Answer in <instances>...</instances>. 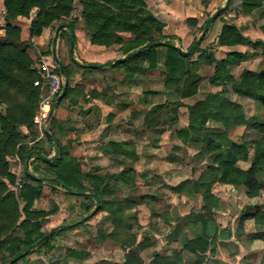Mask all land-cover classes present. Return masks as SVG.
<instances>
[{
    "label": "trees",
    "instance_id": "1",
    "mask_svg": "<svg viewBox=\"0 0 264 264\" xmlns=\"http://www.w3.org/2000/svg\"><path fill=\"white\" fill-rule=\"evenodd\" d=\"M75 1L3 0L4 24L0 19V30H4V37L0 38V264H16L33 245L42 241L49 233L43 230L40 220L46 219L54 210L34 208L35 201L43 196L44 192L43 178H38L28 171L34 155L46 164L47 173L51 174L67 193L94 196L98 207L94 214L109 212L113 226L111 229L99 226L98 238L101 242L109 240L120 245L126 251L125 260L114 264H145L140 252L156 245L153 232L143 231L141 226H138L137 215L129 213L138 202L118 196L120 188L113 183L121 181L132 187L136 180L133 167H127L116 174H102L98 170L83 169L79 158L71 153L69 146L60 142L53 130L56 121L52 116L48 122L51 121L53 127H45V139L58 144L59 155L50 163L44 156L41 140L30 143L39 133L33 118L37 112L42 88L35 84L41 77L34 68V60L28 50L31 45L29 39L41 35L46 27H53L59 33L68 30L73 41L76 19L71 17ZM79 2L83 27L89 34L90 41L107 47L119 45L124 54L123 61H112L108 65L113 68L122 67L125 76L133 80L142 73L158 69L163 63L164 83L167 87L174 88L181 98L194 96L198 92L201 76L194 71L192 57L202 51L199 38L188 53L184 54L178 46L165 40L166 35L162 31L164 24L149 9L146 0ZM263 4L264 0H240L239 11L250 14ZM34 9L37 14L29 24V39L23 40L21 20L29 19ZM67 18L69 20H65ZM216 19L209 17L203 29H209ZM60 25L63 26L59 28ZM260 27L264 35V23ZM156 42L160 43L156 45ZM218 44L228 47L248 45L254 51L249 53L232 50L227 52L223 59H216L209 54L210 61L215 63L210 81L221 85L222 89L209 93L204 99L190 105L189 123L177 129L176 133L186 142H200L204 151L214 154L213 164L208 165L207 170H204L197 180H184L173 187V190L182 192L185 186L191 184L194 193L201 196L200 209L191 213L185 221L187 226H193V235H183L180 238L181 247L169 254L155 252L151 264H185V252L194 255L190 264H207L208 255L215 251L219 230L213 215L225 204L213 193V186L216 183L230 184L235 188L244 186L249 198L261 196L264 188V119L248 117L243 105L225 94L227 86L231 85L239 95L255 99L264 105V68L244 69L235 77L228 66L239 65L251 56L264 57V37L251 40L236 23L225 21L218 34ZM83 67L94 66L88 64ZM57 70L63 72L66 77L67 88L63 99L69 97L75 103L74 92H78V86L73 87L70 84L72 69L58 61ZM60 102H54V109ZM162 105L156 106L145 115L147 126L159 124L160 110L164 107ZM167 119L168 117L163 118L164 121ZM169 119L176 120L171 116ZM210 120L222 123L223 129L209 127L207 124ZM242 125L257 128L262 133L259 141L255 143V154L252 158L247 141L237 142L227 136V131L231 128ZM23 128L27 131L24 132ZM108 145L113 150L115 146H130L115 141L108 142ZM11 157H17L24 163L23 186L19 193L12 189L18 177L11 170ZM250 159L249 167L239 166V161ZM91 206L92 204L86 206V209ZM247 211L241 215L238 228L242 229L247 219H254L255 230L250 233V238L264 240V203L252 205ZM18 231H23L24 235H18ZM174 235L176 232L173 230L169 236ZM226 236H230V232ZM258 264H264V257Z\"/></svg>",
    "mask_w": 264,
    "mask_h": 264
},
{
    "label": "rangeland",
    "instance_id": "2",
    "mask_svg": "<svg viewBox=\"0 0 264 264\" xmlns=\"http://www.w3.org/2000/svg\"><path fill=\"white\" fill-rule=\"evenodd\" d=\"M148 2L149 9L152 12H157V19L164 24L162 31L166 35L165 40L188 52L195 41L198 38L200 39L202 51L195 53L192 57L194 71L201 76L198 83V92L194 96L181 98L174 88L167 87L164 83L163 63L160 64L158 69L142 73L133 80L131 77L125 76L123 69V79H115L114 82L117 88L125 83L123 85H125L127 98L120 99L117 107L123 109V104L131 106L129 116L120 119L111 134L109 129L104 134L91 132L94 129L93 119L84 125L81 123L72 124L68 126L69 129L68 127L65 129L67 131L66 136L71 138V145L75 143L76 148L79 149L80 152L77 157L79 156L82 160L85 169L93 170L92 167L98 163L105 166L104 169L101 168L100 170L102 174H116L127 167L135 169L136 180L132 187L126 186L121 181L113 183L120 188L118 196L134 199L138 202V205L132 208L129 213L136 214L138 226H141L143 231L153 232L156 238V245L150 248L147 254L150 260L152 254L156 251L155 249L165 253L181 247L180 241L175 242V240L167 238L170 230L178 232L181 237L183 235H193L185 221L189 218L190 211L193 210V204L194 208L200 205V195L194 193L191 184L185 186L182 192L173 190V187L184 180H197L200 174L207 170L208 165L213 164L214 154L204 151L200 142L184 141L177 136L176 130L188 125L190 105L204 99L209 93L222 89L221 85H216L210 81L211 76L214 74L215 63L210 61L209 54L216 59H223L227 52L232 50L247 51L249 53L254 51L248 45L235 47L219 45L218 34L221 27L225 21H232L241 28L244 35L249 39L263 38L264 35L260 26L264 23V4L250 14H243L239 11L240 0H231L230 2L228 0H148ZM220 8L222 10L215 17L217 19L209 29L204 30L205 21L214 16ZM3 9V0H0V19L4 24ZM36 14L37 10L34 9L31 12L30 20L28 18L21 20L23 40L29 39V24L36 17ZM71 18L76 19V26L83 25L79 0L75 1ZM65 20H69V18ZM51 28L52 38L55 34V28ZM69 35L68 30H63L58 37L62 39L67 38ZM3 37L4 30L2 29L0 30V38ZM29 40L31 41V39ZM67 45L69 51L68 40ZM31 47L34 51V54L31 55L35 62L43 52L35 46ZM228 66L232 74L238 77L244 69H263L264 57L251 56L244 59L239 65L229 64ZM62 76L64 78L63 72ZM99 76L98 78L102 80L107 77L105 75H102L103 77ZM146 91L154 93H147ZM225 94L240 102L248 117L256 116L264 119L263 104L258 103L255 99L239 95L232 89L231 85L227 86ZM130 96L131 99H129ZM161 104L164 107L160 110L159 124L153 127L147 126L145 115ZM169 116L174 117L176 120L169 119ZM166 117L168 119L164 121L163 118ZM207 125L211 128L223 129L220 122L210 120ZM55 132L60 133L57 129ZM108 132L110 136H114V138L111 137L113 140L110 141L124 142L130 146H115L114 151L107 142H103V139L109 136ZM261 135L259 129L247 128L243 125L233 127L227 131L230 140L247 141L249 143L251 158L255 154V143L259 141ZM84 136H86V139H84ZM99 148L107 151L104 156H98L96 150ZM133 157H136V159ZM41 162L38 164L42 165ZM10 163L11 169L14 171L22 170L20 178L23 180L24 163L17 157H11ZM34 163H36V160ZM238 164L242 168H247L251 164V159L248 161L241 160ZM228 185L226 193H235L231 190L232 185ZM46 190H49V188H46ZM142 196L144 198L141 199ZM259 197L264 202V188ZM235 212L233 215H235ZM98 216L99 219L94 220L96 228H99V226L112 228L113 225L108 211H103ZM132 223L135 224L134 221ZM191 255L189 252H185V259L188 260Z\"/></svg>",
    "mask_w": 264,
    "mask_h": 264
},
{
    "label": "crops",
    "instance_id": "3",
    "mask_svg": "<svg viewBox=\"0 0 264 264\" xmlns=\"http://www.w3.org/2000/svg\"><path fill=\"white\" fill-rule=\"evenodd\" d=\"M146 1L148 2V0ZM153 13L157 15V12L153 11ZM73 35V41L71 40V35L61 39L58 37L59 31L55 30V34L51 38L52 28L46 27L41 35L31 39V46L37 47L43 52H41L43 56L54 62L56 66L58 61H61L72 69L70 84L73 87L75 85L78 86V92H74L76 102L73 103L72 98L69 97L62 98L61 102L55 107L52 118L56 121L53 130L56 131L57 129L60 131V133L55 132L60 142L69 146L71 153L77 156L80 152L79 149L76 148L75 143L71 145V138L66 136L68 126L77 123L84 125L93 119L94 129L91 132L104 134L109 129L111 134L119 120L129 116L131 106L123 104V109L117 107L120 99L127 98L125 85H123L125 83L121 82L122 85L117 88L114 82L115 79H123V68H113L108 65L112 61L115 62L119 58H124V54L119 49L120 46L112 45L107 47L93 44L83 25H77L73 30ZM67 40L70 46L69 51ZM31 46L28 50L33 55L34 51ZM88 64L97 67H83ZM103 64L106 65L100 67ZM99 75L107 77L102 80L98 78ZM64 81L66 83L65 76ZM129 99H131V96ZM51 126L53 127V123L50 121L47 124V128H51ZM23 131L26 132V128H23ZM110 134L103 139V142L108 143L113 140L111 137L114 138V136H110ZM84 137L86 139V136ZM41 142L46 160L52 163L53 159L59 155L60 147L56 142L45 138ZM96 151L98 156H104L107 152L103 148H99ZM35 160L36 163H34ZM79 160L83 169H85L82 160L80 158ZM39 162L41 160L37 155H34L28 167V171L31 174L38 178H43V196L35 201L34 208L54 211L46 219L40 220L43 230L49 233L45 235L42 241L33 245L27 251L28 253L19 259L16 264H114L123 262L126 251L120 245L109 240L101 242L98 238V228L94 226V220L96 218L99 219L98 214L101 212L94 214L96 208H98L96 207V198L94 196L67 193L54 180L53 176L47 173L46 164L41 162L43 167L38 164ZM92 168L100 172L101 168L104 169L105 166L98 163ZM11 170L14 172L13 169ZM85 170L90 169L86 168ZM15 186L16 184L12 189L19 193V191L14 189ZM228 186V184L216 183L212 188L213 193L223 200L225 204L217 209L213 215L219 225V230L215 251L208 255L207 264H258L264 257V240L250 238V233L255 230L254 219H247L242 229L238 227L241 215L247 213L250 206L264 202L260 197L249 198L244 186L239 188L230 186L235 193H226ZM46 188H49V190H46ZM199 201L200 205L198 207L194 208L193 204V210L190 211L189 216L200 209L201 196ZM90 204H92L91 208L86 209V206ZM231 210H233L232 213ZM234 211H236L235 215H233ZM188 228L193 233V226H188ZM172 231H169L167 238L179 242L181 236L178 232L175 231L176 235L169 236ZM229 232L230 236H226ZM18 235L23 236V231H18ZM149 249L140 252L145 264H151L152 259L149 260L147 257ZM155 250V252H161L157 249ZM171 252L165 253L169 254ZM190 257L185 264H190L194 255Z\"/></svg>",
    "mask_w": 264,
    "mask_h": 264
},
{
    "label": "built area",
    "instance_id": "4",
    "mask_svg": "<svg viewBox=\"0 0 264 264\" xmlns=\"http://www.w3.org/2000/svg\"><path fill=\"white\" fill-rule=\"evenodd\" d=\"M5 14V9L2 10ZM34 68L38 71L40 79L35 82L36 85H40L42 88V94L38 104L37 112L33 118V122L38 128V135L30 143L33 144L46 137L47 127L49 119L53 115L54 102L61 95L64 88V78L62 73L57 70V66L54 62L49 61L43 54L34 62ZM22 170H15L17 175V183L14 189L19 191L23 186V181L20 178Z\"/></svg>",
    "mask_w": 264,
    "mask_h": 264
},
{
    "label": "water",
    "instance_id": "5",
    "mask_svg": "<svg viewBox=\"0 0 264 264\" xmlns=\"http://www.w3.org/2000/svg\"><path fill=\"white\" fill-rule=\"evenodd\" d=\"M222 10V8H220L215 14H214V16L213 17H216L218 14H219V12ZM63 25H60L59 26V28H61ZM160 42H156L155 44L157 45V44H159ZM180 51H182L184 54H187L188 52H186V51H183V50H181L180 49ZM124 60V58H119V59H117V60H115V63H117V62H121V61H123ZM66 88H67V83H65L64 84V88H63V91H62V93H61V95L58 97V101H60L64 96H65V94H66ZM97 209V208H96Z\"/></svg>",
    "mask_w": 264,
    "mask_h": 264
}]
</instances>
